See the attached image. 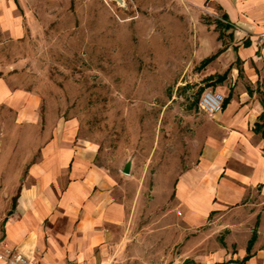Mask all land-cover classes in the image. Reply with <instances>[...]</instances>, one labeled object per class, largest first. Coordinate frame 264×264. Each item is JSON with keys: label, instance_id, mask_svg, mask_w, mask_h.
<instances>
[{"label": "rangeland", "instance_id": "1", "mask_svg": "<svg viewBox=\"0 0 264 264\" xmlns=\"http://www.w3.org/2000/svg\"><path fill=\"white\" fill-rule=\"evenodd\" d=\"M184 3L189 7L186 0H43L42 30L0 48L3 61L20 74L18 84L42 100L36 128L6 126L14 112L0 111V236L17 193L7 189L9 172L37 159L48 122L72 121L77 139L95 148V163L118 183L127 211L124 264L181 263L178 220L165 224V218L181 216L174 206L177 179L199 162L218 115L210 118L198 105L213 88L199 52L217 53L212 66L223 72L233 41L216 25L217 15ZM13 177L17 182L21 175Z\"/></svg>", "mask_w": 264, "mask_h": 264}, {"label": "crops", "instance_id": "2", "mask_svg": "<svg viewBox=\"0 0 264 264\" xmlns=\"http://www.w3.org/2000/svg\"><path fill=\"white\" fill-rule=\"evenodd\" d=\"M186 1L187 9L217 15L216 25L233 36L230 65L223 72L212 66L217 53L209 54L208 47L199 52V67L213 87L207 89L231 98L208 126L197 165L177 179L174 206L181 216L167 217L165 224L178 220L184 255L179 264H264V138L255 128L264 121V0ZM42 3L0 0V48L42 30L48 14ZM19 79L0 55V111L15 116L4 124L36 128L41 97ZM229 79L237 86L229 87ZM47 128L37 159L21 172H9L7 189L17 193L2 220L0 264H18L8 251L23 254L30 264H124L120 244L127 211L118 200L115 177L95 163V148L77 139L72 121L48 122ZM14 175H21L17 182ZM239 210L244 217L230 219Z\"/></svg>", "mask_w": 264, "mask_h": 264}, {"label": "built area", "instance_id": "3", "mask_svg": "<svg viewBox=\"0 0 264 264\" xmlns=\"http://www.w3.org/2000/svg\"><path fill=\"white\" fill-rule=\"evenodd\" d=\"M264 38V33L262 34ZM225 96L224 94L215 91L213 89L205 90L199 100V108L203 111L207 116L210 118H214L217 114H219L224 105ZM11 252L8 251L10 257L18 264H30L29 260L26 256L20 253L10 254Z\"/></svg>", "mask_w": 264, "mask_h": 264}, {"label": "trees", "instance_id": "4", "mask_svg": "<svg viewBox=\"0 0 264 264\" xmlns=\"http://www.w3.org/2000/svg\"><path fill=\"white\" fill-rule=\"evenodd\" d=\"M213 58H214V56L209 57V58H206V59L202 62L201 67L206 66L208 63H210V62L213 60ZM226 76H227V72L224 73L223 75H219L218 78H217V81H218V82H222V81H224V80L226 79ZM230 98H231V95H229V97L225 99L223 107H224V106L230 101ZM261 101H262V104H263V106H264V96L262 97ZM255 128H256V130H257L258 132H261V133H262V136H263V138H264V121H263L262 123H259V122H258V123L256 124V127H255ZM255 239H256V232L253 234V237H252V239H251L250 242H249V246H248V250H249V251H250V249H251V247H252V244H253V242L255 241ZM247 257H248V256H247ZM246 259H247V258H246Z\"/></svg>", "mask_w": 264, "mask_h": 264}, {"label": "water", "instance_id": "5", "mask_svg": "<svg viewBox=\"0 0 264 264\" xmlns=\"http://www.w3.org/2000/svg\"><path fill=\"white\" fill-rule=\"evenodd\" d=\"M116 1H118L119 3H124V0H116ZM130 171H131V162H128L124 167V172L128 174Z\"/></svg>", "mask_w": 264, "mask_h": 264}]
</instances>
